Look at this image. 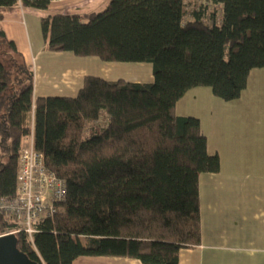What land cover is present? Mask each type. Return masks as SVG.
<instances>
[{"label": "trees", "instance_id": "16d2710c", "mask_svg": "<svg viewBox=\"0 0 264 264\" xmlns=\"http://www.w3.org/2000/svg\"><path fill=\"white\" fill-rule=\"evenodd\" d=\"M52 1L0 0V198L16 195L31 136L68 189L36 250L23 232L18 248L38 264H179L180 251L202 240L200 176L219 173L221 161L200 120L176 105L197 87L227 102L241 97L252 70L264 68V0H206L190 14L186 0H110L100 12L44 14L47 50L149 63L154 82L88 76L75 98L36 99L33 68L3 20L19 7L46 13ZM17 228L0 213V236Z\"/></svg>", "mask_w": 264, "mask_h": 264}, {"label": "crops", "instance_id": "0c3cea01", "mask_svg": "<svg viewBox=\"0 0 264 264\" xmlns=\"http://www.w3.org/2000/svg\"><path fill=\"white\" fill-rule=\"evenodd\" d=\"M109 1L56 0L46 13L19 7L4 18L6 36L33 68L36 99L75 98L88 76L110 82H154L149 63L104 62L46 49L41 27L44 14L100 12ZM205 3L186 0L190 10ZM189 14L186 21L192 19ZM212 94L209 87L193 88L176 105L179 116L200 120L209 152L217 153L221 161L219 173L200 176L202 240L200 246L180 251L179 264H264V104L258 101L264 97V68L252 70L247 88L232 103L215 101ZM245 94L257 101L245 102ZM216 110L218 116L225 111L222 119L210 118ZM73 264L143 263L131 258L79 257Z\"/></svg>", "mask_w": 264, "mask_h": 264}, {"label": "built area", "instance_id": "2783aa9c", "mask_svg": "<svg viewBox=\"0 0 264 264\" xmlns=\"http://www.w3.org/2000/svg\"><path fill=\"white\" fill-rule=\"evenodd\" d=\"M67 195L66 181L46 167L43 153L34 147L33 136L28 137L20 152L16 195L0 198V213L18 228L2 236L23 232L36 250L35 235L44 221L61 212Z\"/></svg>", "mask_w": 264, "mask_h": 264}, {"label": "water", "instance_id": "95a60500", "mask_svg": "<svg viewBox=\"0 0 264 264\" xmlns=\"http://www.w3.org/2000/svg\"><path fill=\"white\" fill-rule=\"evenodd\" d=\"M0 264H38L18 248L15 234L0 236Z\"/></svg>", "mask_w": 264, "mask_h": 264}, {"label": "rangeland", "instance_id": "374dc122", "mask_svg": "<svg viewBox=\"0 0 264 264\" xmlns=\"http://www.w3.org/2000/svg\"><path fill=\"white\" fill-rule=\"evenodd\" d=\"M261 87V86H260ZM249 88L250 89H253V88H255V87H253V86H249ZM248 88V89H249ZM213 95V97H215V101H220L221 103H225V104H229V103H232V102H227V101H223L222 99H220V98H218V97H216V96H214V94H212ZM245 102H250V103H254V102H252V101H257V99L256 98H254V96H247V94H245ZM204 101H211V100H204ZM258 101H260L261 103H263L264 104V97H261V98H258ZM221 112V116H218V110H216L215 111V115H214V117H210V118H215V119H222V117H224V114H225V111H223V110H221L220 111ZM188 116H190V115H188ZM193 117H195V116H193ZM197 118V117H196Z\"/></svg>", "mask_w": 264, "mask_h": 264}]
</instances>
